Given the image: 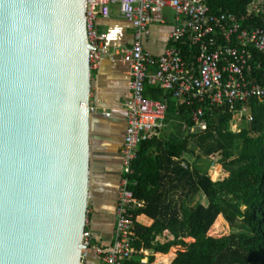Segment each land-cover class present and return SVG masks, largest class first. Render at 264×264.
Listing matches in <instances>:
<instances>
[{
    "label": "water",
    "instance_id": "95a60500",
    "mask_svg": "<svg viewBox=\"0 0 264 264\" xmlns=\"http://www.w3.org/2000/svg\"><path fill=\"white\" fill-rule=\"evenodd\" d=\"M86 0H0V264H84Z\"/></svg>",
    "mask_w": 264,
    "mask_h": 264
},
{
    "label": "trees",
    "instance_id": "16d2710c",
    "mask_svg": "<svg viewBox=\"0 0 264 264\" xmlns=\"http://www.w3.org/2000/svg\"><path fill=\"white\" fill-rule=\"evenodd\" d=\"M203 1L213 13L230 12L246 17V28L262 23L248 15L253 0ZM178 48L185 60L193 62L196 50L187 43ZM256 57L262 59L257 53ZM261 75L259 72V80ZM146 96L167 100V115L178 113L189 127L194 125L193 111L204 107L208 130L182 139H152L141 145L134 174L129 177V190L145 204L135 212V219L145 216L153 224L144 226L136 222V251L151 254L146 264H153L157 254H169L173 247L181 250L169 264H264V101L251 100L247 104L252 121L235 133V113L227 105H180L172 101V94L150 85ZM237 110L240 113L243 106L238 105ZM184 156L189 160L195 158L196 164L183 168L179 159ZM212 160L222 166L227 177L212 179ZM199 195L207 198L208 205L197 201ZM222 217L240 232L213 237L212 230ZM166 230L173 239L161 243L158 237ZM142 257L138 254L126 264H143ZM169 257L163 260L168 263Z\"/></svg>",
    "mask_w": 264,
    "mask_h": 264
},
{
    "label": "built area",
    "instance_id": "2783aa9c",
    "mask_svg": "<svg viewBox=\"0 0 264 264\" xmlns=\"http://www.w3.org/2000/svg\"><path fill=\"white\" fill-rule=\"evenodd\" d=\"M117 7L121 17L134 30L131 47L112 49L107 36L99 33L96 21L111 17V8ZM176 13L180 24L170 37V48L160 58L145 49L144 39L150 27L164 23V12ZM248 15L261 20V25L246 28L247 18L230 13H213L203 0H86L87 40L90 70H95L113 51L131 66V93L126 101L128 129L125 135L122 180L117 209L113 244L108 248L92 245L93 234L87 229L83 237V263L95 252L101 264H126L143 255L146 264L148 251L137 252L135 243V212L144 208L129 190V177L141 144L150 140L154 132L166 128L168 104L146 96L148 84L160 87L187 106L197 103L211 106H229L235 118L247 113L251 100L264 101V0H253ZM253 22V21H252ZM254 23V22H253ZM189 44L197 51L193 62L182 56L178 45ZM181 44V45H180ZM256 53L261 56L258 60ZM156 71L151 72V67ZM262 73L260 80L258 73ZM243 110L238 113L237 106ZM94 114L98 108L89 106ZM110 118L111 114L105 113ZM205 109L197 107L192 113V135L205 133L208 123ZM187 169V166L183 164Z\"/></svg>",
    "mask_w": 264,
    "mask_h": 264
},
{
    "label": "crops",
    "instance_id": "0c3cea01",
    "mask_svg": "<svg viewBox=\"0 0 264 264\" xmlns=\"http://www.w3.org/2000/svg\"><path fill=\"white\" fill-rule=\"evenodd\" d=\"M179 24L176 13L167 9L164 12V23L150 27L149 35L143 41L145 49L156 58L163 56L170 48V37ZM96 28L99 33L107 36V43L112 49L131 47L133 43V27L121 17L117 7L111 8L110 19L99 18L96 21ZM156 68L153 66L150 71L155 72ZM131 81V66L122 61L114 51L100 63L97 69L91 70L90 104L98 108V111L91 114V198L88 217L93 234L92 241H94L95 246L102 248L110 247L115 239V211L118 205L121 183L125 178L123 169L124 140L128 129L125 106L131 93ZM148 85L157 87L152 84ZM163 101L168 104L167 100ZM172 101L178 102L180 105L183 104L182 100H177L174 97ZM105 113L111 114V117H106ZM179 117L181 116L178 113L167 115L166 128L154 132L149 141L155 139L157 142H161L162 140L169 141L172 138L182 139L193 136L190 133L191 127ZM181 159L179 161L183 164L190 165L187 156ZM177 161L175 159V162ZM137 221L144 226L153 224V221L145 216L139 217ZM162 237H168L169 240L173 239L167 230ZM158 240L162 242L161 237H158ZM169 255L171 258L167 263L163 257ZM174 257L175 253L157 254L153 264H169ZM90 258L95 264H101L100 258L95 252L90 253L88 259ZM86 264H89V260Z\"/></svg>",
    "mask_w": 264,
    "mask_h": 264
},
{
    "label": "rangeland",
    "instance_id": "374dc122",
    "mask_svg": "<svg viewBox=\"0 0 264 264\" xmlns=\"http://www.w3.org/2000/svg\"><path fill=\"white\" fill-rule=\"evenodd\" d=\"M252 121V118L250 116V114L246 113L241 115L240 117L237 116L235 118V125L233 127V131H235V133H238L239 131H241L240 129L242 128V126H246L248 124H250V122ZM218 159V158H217ZM190 166H193L196 164L195 162V158H191L190 160ZM214 167L211 169L210 171V175L212 177L213 180L219 181L225 177H227L228 173L223 170L222 166H220L219 164H217L215 162V160H212ZM203 166H205V163H203ZM197 201L202 202L204 205H208V200L205 196L203 195H199L197 198ZM89 216V213H88ZM89 218V217H88ZM90 220V218H89ZM240 232V229L238 228H232L229 223L226 221V219H224V217H222L217 224L214 226L213 230H212V236L215 238H223V237H227L230 236L232 233H238ZM163 236V235H162ZM162 242H166L165 240H169L168 237H162ZM173 237V236H172ZM186 242H191V240L186 239ZM161 242V241H160ZM161 242V243H162ZM178 250H181V247H173L170 253H176ZM171 257L168 258V261L170 260ZM89 260V264H95L92 259H88Z\"/></svg>",
    "mask_w": 264,
    "mask_h": 264
}]
</instances>
